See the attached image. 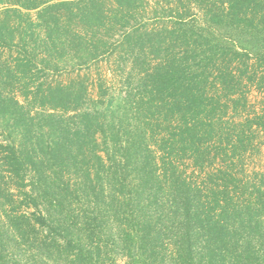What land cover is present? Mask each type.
Returning a JSON list of instances; mask_svg holds the SVG:
<instances>
[{"label": "trees", "instance_id": "trees-1", "mask_svg": "<svg viewBox=\"0 0 264 264\" xmlns=\"http://www.w3.org/2000/svg\"><path fill=\"white\" fill-rule=\"evenodd\" d=\"M140 1H4L0 173L5 187L0 185V202L14 212L3 209L0 215V242L9 238L19 247L36 227L46 228L43 258L70 248L69 264H93L85 245L93 241L92 228L87 226V236L82 231L63 235L62 245L55 233L69 215L57 225L56 211L81 191L98 199L107 191L114 196L129 189L134 208L157 202L163 193L171 201L170 212L180 217V241L171 264H264V172L244 169L241 132L233 141L223 131L215 137L219 101L209 96L217 90L232 96L238 112L241 83L252 80L258 69L264 80V44L259 43L264 41V0H173L168 8L176 14L174 24L155 15L156 5L140 10ZM138 13L144 23L156 16L160 21L142 28ZM197 14L203 25H189L188 18ZM217 28L223 30L220 36ZM240 33L250 41H240ZM100 50L113 67L123 59L129 69L147 58L157 60L142 69L151 86L144 110L151 120L157 118L153 123L147 118L130 131L134 99L128 92L122 96L130 108L120 113L101 106L102 94L100 105L90 102L83 81L73 86L72 80L54 75L68 61H93ZM234 60L237 74L230 66ZM246 119L264 129V120ZM186 166L192 167L188 176ZM64 174L73 176V191L71 177L65 181ZM192 175L201 176L202 183L196 185ZM19 201L25 210L17 211ZM153 220L140 227L141 248L154 240L148 248L151 257L159 253L154 247L165 231L159 219ZM124 239L129 247L136 237L127 233ZM0 264L18 262L0 254Z\"/></svg>", "mask_w": 264, "mask_h": 264}, {"label": "rangeland", "instance_id": "rangeland-1", "mask_svg": "<svg viewBox=\"0 0 264 264\" xmlns=\"http://www.w3.org/2000/svg\"><path fill=\"white\" fill-rule=\"evenodd\" d=\"M4 1L5 0H0V8L3 6ZM157 2H159V4ZM173 3V0H141L138 2V6L141 10L146 7L152 9L151 7L156 5V7H158V12L155 15H162L165 17L162 21L168 24H174L173 21L175 19H173V17L176 14L175 12L171 14V10L168 8L172 7L169 4ZM140 15L139 13L135 14L138 19L136 23L142 28L146 26L155 27L160 21L157 20L156 16L151 18L150 22L144 23L141 21ZM188 23L196 27L203 25L202 18L198 14L196 17L188 18ZM221 31L223 30L217 28L215 34L220 36ZM232 37L235 38L234 32L232 33ZM236 37L244 43L250 41L247 33L244 35L240 33L236 35ZM260 37L263 38L262 35H260ZM260 42L264 44L263 39L259 41V43ZM253 43H255V40ZM98 55L99 56L93 61L81 60L79 64L76 60L68 61L66 66L62 67L59 72H56L57 74L54 73V75L67 79V81L69 79L72 80L73 86L83 81L89 88L88 94L91 99L90 102L95 100L97 104L100 105L101 100L98 95L100 96L102 94L104 103H102L101 106L104 107V109L118 110L120 113L130 108L127 106L122 96L128 92L132 99H134V103L128 113V115L131 116L127 121V123L130 124L129 129L131 131L136 123L144 124L148 118L144 108L148 105L146 99L147 96L150 95L149 91L151 90V86L142 78V69L150 68L157 60L147 58L149 62L145 61L143 64L139 63L135 68L131 67V69H129L125 63V59L115 64L116 66L113 67L105 62L107 57L101 54V50ZM247 62L250 63L248 60ZM230 66L234 69L233 71L236 74L240 71L237 70V68L235 69V67H237L235 60ZM112 69H116L114 73ZM243 69H245V66ZM253 69L251 67V73ZM52 73L53 72L47 71L49 76L52 75ZM253 75L252 80L245 79L237 89V93L241 96V101L237 104L238 112L234 109L233 102L229 100L232 96L228 97L219 90L209 93V96L214 98L216 102L219 101L217 105L218 113L215 118V137L223 131L224 135L228 136L233 141L236 135L235 133L237 131L241 132L245 140V148H239V152H242L244 158L243 167L246 172L251 173L255 171L260 173L264 172V129L252 123L250 124L251 126L248 125L246 118L254 116L258 120H264V80H260L261 69H258ZM98 101H100V103H98ZM140 109L143 112H138ZM33 112L36 111L33 110ZM218 118L219 120L217 122ZM148 119L153 123L157 118H153L152 120L151 118ZM185 170L187 171L185 175L188 176L190 175L192 167L186 166ZM68 177H71L69 188L72 190V188L75 187L73 184L74 178L73 176H69V174H64L65 181ZM191 178H193V182L196 185L202 183L201 176L192 175ZM256 178L257 177H254L253 179ZM0 185L2 188L5 187V182L1 173ZM129 191V189H126L124 194H115L114 196L113 193L111 194L107 191L103 197H98V199L94 196L87 197L82 194L81 191L78 195H75L71 204L66 202V204L62 206L63 208H55L57 209L56 214L58 216L56 215L57 218L54 216V219H56L55 223L57 225L59 223L57 220H61L66 214L69 215V217H65L67 221H63L62 227L58 228L55 233L59 241L58 243L63 245V243H65L63 235L69 233V236L72 235V237H74L76 231H82L83 235L87 236V231L89 232L87 229L88 226L89 229L92 228L90 231L93 234V241L91 243L88 241L85 245L87 251L91 252L93 264H150L151 260H153L155 264H171L172 255L176 254L181 235L180 225H178L180 217L173 216L174 214L169 210L171 201L167 199L165 194L161 193L158 196L157 202L153 204L143 202V207L136 209L132 201L133 196L129 194ZM201 195L203 198H206L205 191H203ZM146 197L153 198V196L149 194H146ZM19 202L15 203L17 204V211L25 210V204L21 202L20 204ZM126 202H129V204H126ZM1 204L2 202H0L1 216L3 209L10 213L13 211L12 207L2 206ZM145 204L146 207H144ZM157 205H161L162 208H157ZM28 210L34 211V208H29ZM53 211L52 209V213ZM152 218L157 221L159 219L162 224L160 227L165 230L162 234V241L157 245V242L155 243L156 246L154 248L159 253L154 252V257H151L148 250L150 246H154V240L150 241L148 247L141 248L140 246V237L143 233L140 227L143 225L144 220H150ZM87 221L91 222L92 225H88ZM65 225L69 226L68 229L65 228ZM32 233L33 237L19 247H16V241L9 238L0 242V254L4 255L6 259L17 260L18 264H69L73 255L70 248H68L69 251L66 250V252H64L65 249L63 248L64 251L59 255L55 252L52 258L53 260H47L43 258L46 250L43 244V236L47 233L46 228L45 230H41L39 227H36ZM127 233H132V235L136 237L134 243L129 247L126 246L124 239ZM150 235L152 236L153 233L151 232ZM53 249L57 251L56 248Z\"/></svg>", "mask_w": 264, "mask_h": 264}]
</instances>
